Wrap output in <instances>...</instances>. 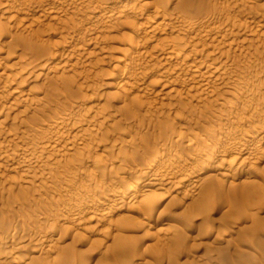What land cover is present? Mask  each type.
<instances>
[{
    "label": "rangeland",
    "instance_id": "rangeland-1",
    "mask_svg": "<svg viewBox=\"0 0 264 264\" xmlns=\"http://www.w3.org/2000/svg\"><path fill=\"white\" fill-rule=\"evenodd\" d=\"M0 264H264V0H0Z\"/></svg>",
    "mask_w": 264,
    "mask_h": 264
}]
</instances>
